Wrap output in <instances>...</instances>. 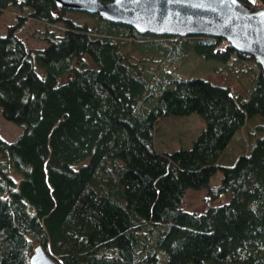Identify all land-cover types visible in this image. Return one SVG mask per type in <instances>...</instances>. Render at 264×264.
Instances as JSON below:
<instances>
[{"label":"trees","instance_id":"obj_1","mask_svg":"<svg viewBox=\"0 0 264 264\" xmlns=\"http://www.w3.org/2000/svg\"><path fill=\"white\" fill-rule=\"evenodd\" d=\"M5 10L16 12L0 34V112L23 131L0 134V264H30L39 244L61 264H264L254 56L222 37L141 33L54 0H0V20ZM27 20L45 24L44 46L19 35ZM191 55L202 76L180 71ZM224 69L241 88L209 75ZM192 112L205 120L192 145L158 148V125ZM240 130L247 149L220 162ZM200 189L211 204L185 208Z\"/></svg>","mask_w":264,"mask_h":264},{"label":"water","instance_id":"obj_2","mask_svg":"<svg viewBox=\"0 0 264 264\" xmlns=\"http://www.w3.org/2000/svg\"><path fill=\"white\" fill-rule=\"evenodd\" d=\"M59 8L98 13L139 32L222 37L264 68V8L241 0H54ZM30 264H61L39 244Z\"/></svg>","mask_w":264,"mask_h":264},{"label":"rangeland","instance_id":"obj_3","mask_svg":"<svg viewBox=\"0 0 264 264\" xmlns=\"http://www.w3.org/2000/svg\"><path fill=\"white\" fill-rule=\"evenodd\" d=\"M16 10H5L0 20V34H4L7 30V25L15 23L14 14ZM70 13V14H69ZM72 18L80 23L83 21L91 22V16L82 15L80 13L67 12ZM34 20H27L24 24L25 27L19 30V35L25 37L27 43L30 46H44L46 41H42L41 35L43 31H46L45 24L36 22ZM38 29V30H37ZM52 29V27H50ZM57 33L61 31L57 30ZM194 54V53H193ZM195 55V54H194ZM194 55L183 62L179 69L186 76H202V73L206 72L200 65ZM197 56V55H196ZM215 80L226 81L230 83L234 88H241V83L235 77L227 72L226 69L220 74L209 73ZM204 77V76H203ZM205 126V120L197 112H192L190 115H185L179 119H171L163 121L158 125L156 131V141L158 148L160 149H174L180 147H190L194 138ZM23 128L13 121H10L3 117L0 112V134L5 139L12 141L21 132ZM247 149V141L245 134L240 130L230 142L225 153L220 159V162L225 164H232L237 156ZM222 172L218 170L217 173L211 178V184L217 185L221 181ZM212 198L208 195L206 189L189 190L183 200V206L189 210L202 211L209 204H211Z\"/></svg>","mask_w":264,"mask_h":264}]
</instances>
